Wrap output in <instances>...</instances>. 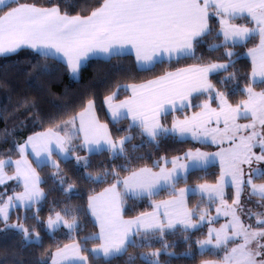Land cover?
<instances>
[{
    "label": "snow or ice",
    "instance_id": "obj_1",
    "mask_svg": "<svg viewBox=\"0 0 264 264\" xmlns=\"http://www.w3.org/2000/svg\"><path fill=\"white\" fill-rule=\"evenodd\" d=\"M67 7H74L72 0H64ZM12 5H15L14 7ZM210 9L212 11L210 12ZM219 19L220 29L217 37L223 36L220 43L208 45L209 52H215L231 44L243 45L252 38L259 36V44L248 50L252 58V81L264 83V0H102L100 6L91 11L89 15H70L62 11L58 4L50 7H38L35 3H22L20 0H0V55L15 53L23 46L38 51L45 57L59 59L63 62L70 75L78 77L82 62L90 54H103L105 59L113 56L124 55L126 50H134L138 67L148 70L155 63L161 62L166 55L171 61L176 59L196 58L195 46L204 43V37L212 33L209 17ZM238 17H247L255 27H246L233 24L232 20ZM224 55L229 59L224 63L208 62L195 64L175 71L166 72L155 79L144 83L118 85L130 91L131 95L117 104L113 100L119 91L113 92L104 99L108 107L110 119L113 124L128 119V134L114 139L106 123H101L95 114V101L89 99L83 109L75 113L70 119L58 124L55 129L37 132L28 137L24 145H17L23 154L30 149L36 158L38 167L51 166L57 169L53 176H59V165L51 159L53 152L65 162L73 159L72 152L76 148H86L90 154L109 152L113 159L124 156L127 158L126 145L133 139L132 128H138L139 135L147 138V142L159 147L162 140L169 138L185 140L191 137L201 143H219L227 138L231 143L228 149L220 152L206 153L196 149L184 153L185 163H180L181 157L168 159L160 157L154 161V166L159 171L149 167H140L130 172L123 179H116L110 187L98 195L88 197L87 211L95 217L99 224V232L83 237L85 246L80 243L65 244L52 253L51 264H87L88 257L81 254L89 251L96 259L106 261L124 255L129 247L142 248L150 246L151 242L159 240L162 249L152 252H141L139 258L144 264H162L161 254L169 257L176 253L168 251L169 245L163 242L166 232L174 231L179 225L183 232L188 233L199 230L207 220L209 223L216 219L208 217L207 211L199 205L189 208L186 196L199 194L205 197L209 204L220 201L228 209L225 216H231L228 224L219 229L209 228L205 239L194 241L197 246L196 253L216 254L223 250L224 255L220 260H202L201 264H264V219L257 220L258 229L252 225L244 224L237 215L236 207L240 205V197L245 187L250 189L249 195H259L264 199V184L253 183L254 178L264 176V168L251 167L253 160L264 161V92H255L249 87L233 89L247 94V99L235 107L228 103L224 93L216 92L209 81V74L227 71L234 67L232 59L236 54L228 49ZM48 71L47 65L42 67ZM236 79L232 72L221 79L225 81ZM208 94V101L196 105L201 109L191 116L183 119L174 118L171 125L161 122L172 111H183L191 107L193 95ZM218 100L219 108H212L210 101ZM240 118L250 119L249 123L239 124ZM77 121L79 123L77 124ZM223 122V128L218 125ZM215 123L217 127H211ZM243 130L247 135L240 134ZM60 131L64 135H60ZM119 131V129H117ZM79 145L73 140L80 139ZM221 137L218 141L217 137ZM259 147L261 154L252 151ZM133 150L137 145H132ZM216 157L221 158L222 172L216 184L202 183L195 187L189 185L177 190L180 181L185 183L192 171L206 169L214 162ZM143 157H136L142 159ZM80 166H89L87 157H75ZM163 161V164H161ZM12 161L0 160V185L5 183L4 168ZM15 176L7 177L8 180H21L24 191L9 196L7 201L0 203V220L4 228L14 229L22 235L23 246H40L42 237L39 232L26 227L23 223H9L10 209L23 206L31 209L32 205L39 203L45 193L39 188L41 182L35 169L31 167L26 158L15 161ZM168 164L172 167L169 169ZM249 165V173L245 178L242 165ZM124 167V166H122ZM94 182H102L107 175L119 177V173L105 171L103 175L92 176L85 174ZM61 186L65 183L63 176H59ZM118 185H123L124 195L131 198H151L161 190L176 193L174 198L153 202V210L142 212L131 219H124L121 215V193L117 191ZM225 185L234 187L235 194L232 205L225 201ZM69 184L65 192L73 189ZM4 194H0V199ZM163 210V211H161ZM78 209L65 207L56 211L54 216H49L46 229L52 233L61 227L67 228L69 233L80 228L79 220L75 215ZM217 213L221 208L216 209ZM249 215L260 214L249 213ZM71 216L68 220L65 217ZM193 217H198L194 220ZM25 215L24 219H27ZM33 219L40 222L36 212ZM231 230V231H229ZM241 239L235 247L228 248L230 242ZM89 240H99L101 243L92 249H87ZM188 244V250L180 256L194 258L190 237H183ZM253 245H255L253 247ZM259 258V259H258ZM136 256L129 255L126 264H132ZM38 264H47L41 258ZM171 264V260L163 262Z\"/></svg>",
    "mask_w": 264,
    "mask_h": 264
},
{
    "label": "trees",
    "instance_id": "obj_2",
    "mask_svg": "<svg viewBox=\"0 0 264 264\" xmlns=\"http://www.w3.org/2000/svg\"><path fill=\"white\" fill-rule=\"evenodd\" d=\"M30 1L40 6H48L58 4L62 11H67L70 15H87L92 10L100 5L102 0H72L74 7H67L64 0H20ZM247 17L234 19L237 24L250 23ZM209 25L212 28V33L204 37V43L195 46L196 58L180 59H162L161 62L155 63L148 70L138 67L135 58L132 54L127 53L120 56H113L111 59L93 57L87 59L79 70L78 77L74 78L70 75L66 65L58 59L45 57L38 52L29 49L21 48L15 53L0 55V159L6 157H17L20 145L30 134L41 131L47 128L56 127L59 123L72 117L86 105L89 99L95 101L96 110L100 119L106 122L109 130L116 139L119 136L128 134V119L121 120L118 124H113L108 117L104 99L106 96L116 90L119 91L116 99H121L128 95L129 91L122 88L118 90V85H129L131 83H139L150 78L162 75L165 72L174 70L189 64H206L208 62H226L229 58L224 55V52L231 48L236 54L232 57L235 61L234 67H230L227 71H220L210 75V81L213 86L224 93L227 100L233 104H237L246 98L247 94L240 90L233 93V89H243L245 87H253L255 89L264 88V83H253L250 74L252 63L246 55V50L258 43L259 36L252 38L243 45L231 44L222 47L215 52H209L208 45L220 43L223 36L217 37L216 33L220 29L219 21L216 17L209 18ZM228 47V48H227ZM44 65H47L49 70H41ZM236 73V79L220 82L225 76L230 73ZM208 99V94L193 95L191 98L192 106L185 110H196L201 101ZM215 101V100H212ZM175 111L163 117L164 124L168 125L172 122ZM119 129V131H117ZM131 134L133 139L126 145L127 158L124 156L113 159L107 151L99 154H90L84 149L76 148L77 153L84 152L89 160V166H78L73 159L65 162L61 157H56V162L59 165V175L63 176L65 183L63 186L59 183V178L54 177L53 173L57 172L56 168L51 166L36 168L40 176V186L45 193V197L39 202L32 205L36 207L35 212L39 216L38 223L33 219V213L29 218L21 219L22 223L40 233L42 244L40 246L30 245L23 246L21 234L14 229H7L0 232V264H38L41 258L49 264L51 254L61 246L71 242L78 241L85 246L83 237L92 233H97V225L90 211H87L88 197L92 196L105 187L112 185L116 179L130 174L131 171L137 168L151 164L155 159L162 156H171L179 154L186 149L198 146V143L191 138L185 140L169 138L162 140L157 147L154 144L148 143L147 138L139 135L138 128H132ZM77 145L81 143L80 139H76ZM132 145H137L133 150ZM204 145V144H202ZM212 147V146H211ZM210 147V148H211ZM136 157H143L136 159ZM214 171H210L209 178L204 180L214 181L219 173L218 166L211 164ZM124 166V167H122ZM8 171H12V165L6 166ZM119 173V177L107 175L102 182H94L86 177V173L92 176L103 175L105 171ZM193 172V171H192ZM203 177V176H201ZM185 183L180 181V185L191 183L194 177H190ZM203 180V181H204ZM16 185V188L8 190L10 186ZM69 184H73L74 188L71 191L65 192L63 189ZM178 184V183H177ZM119 187V185H118ZM120 188V187H119ZM21 183L8 182L0 185V194H4L0 203L7 201L9 196L17 191H20ZM17 190V191H16ZM121 193V191H120ZM175 193L159 192L151 198H131L127 196L122 199V213L125 217H133L142 212H146L152 208L155 200L173 195ZM199 194H188L189 207L195 208L196 200ZM65 207H71L74 210L80 224V228L73 231L71 234H59L60 229H56L54 233H50L46 229V220L56 211H61ZM26 210L23 206L10 209L9 223H16V219L20 216V212ZM63 214V212H62ZM72 219L71 216L66 218ZM197 218V217H193ZM262 219V218H261ZM4 228V222L0 220V229ZM207 225L203 224L199 230H193L188 233L182 231L178 225L174 231L165 233L163 239L172 242L168 251L176 253V256L169 257L161 254L159 259L162 262L171 260V264H200L202 260H215L222 257V252L217 251L216 254L206 253L200 255L196 253L197 246L194 241L201 239L206 235ZM188 235L192 243L194 258L188 256H180L188 250V244L184 242L183 237ZM152 242H159L153 240ZM99 240L87 241L86 248L96 245ZM150 248H160L156 243L154 246H145L142 248L129 247L128 251L114 259L106 261L103 258L96 259L89 251H84L88 257L87 264H126L129 255L136 256L137 259L132 264H144V261L139 258L141 252L150 251Z\"/></svg>",
    "mask_w": 264,
    "mask_h": 264
},
{
    "label": "rangeland",
    "instance_id": "obj_3",
    "mask_svg": "<svg viewBox=\"0 0 264 264\" xmlns=\"http://www.w3.org/2000/svg\"><path fill=\"white\" fill-rule=\"evenodd\" d=\"M250 22V21H248ZM233 24H237V23H233ZM238 25H243V26H246V27H255L254 23L250 22V23H247V24H238ZM258 42H259V39H258ZM228 48V47H227ZM230 50H232L231 48H228ZM253 89V91L255 92H264V89H255L253 87H251ZM116 92V90L114 91ZM217 92V91H216ZM219 92V91H218ZM113 93V92H112ZM111 93V94H112ZM109 94V95H111ZM108 95V96H109ZM247 99V96L245 99L243 100H246ZM207 100V99H205ZM242 100V101H243ZM203 101H201L200 104H202ZM241 102V101H240ZM239 102V103H240ZM204 103V102H203ZM229 104H231L233 107H235L237 104H233L231 102L228 101ZM210 104H211V107L212 108H219V101L218 100H215V101H210ZM199 109V110H198ZM196 110H191L189 113H185L183 116L179 117L180 119H183L184 116H191L193 113L195 112H199L201 111L200 108H198ZM250 122V119H244V118H240L237 120V123L239 124H246V123H249ZM60 124V123H59ZM169 126L171 125L168 124ZM211 127H217V125L215 123H213L211 125ZM218 127L220 128H223V122H221L220 125H218ZM262 132H264V129H260ZM248 131L250 130H243L242 133L240 134H244V135H247L248 134ZM188 138H191V137H188ZM193 140V139H192ZM217 140L220 141L221 140V137H217ZM198 143V146L194 147V148H189V149H186L185 151L179 153V154H176V155H171V156H163V157H167L168 159H171V158H174V157H181V160L179 161L180 163H185L186 161L183 159L184 157V153L191 150V151H195L196 149H200V151L202 152H206V153H215V152H220L222 151V149H228L230 148L232 145L231 143L229 142V140L227 138H224L222 139L221 142L219 143H211L210 141L207 142V143H201L197 140H194ZM73 144H78V142L75 140H73ZM204 144V145H202ZM21 145V144H20ZM212 146V147H211ZM211 147V148H210ZM252 151L254 153H256L257 155L261 154V150L259 147H254L252 149ZM72 154L77 157H87V155L82 152V153H77L75 150L72 152ZM20 156V152H19V155ZM17 156V157H18ZM16 157H6V158H3L5 160H11L12 162L14 161ZM159 159H155L154 161H157ZM76 161V160H75ZM154 161L151 163V164H148V165H144V166H141V167H149V168H152L153 171H159V169L157 167L154 166ZM77 164V163H76ZM161 164H163V161H161ZM211 164H216L218 166V170H219V173L217 175V178L214 179V181H209L207 182L208 180H204L203 178H209L211 176V174L209 173L210 171H214V167L211 165ZM11 165H13L11 163ZM80 166H83V161H81V164ZM167 167L170 169L172 167L171 164H168ZM245 172V178H247V174L249 173V165L245 164V165H242L241 166ZM251 167H260V168H264V161H260V162H257L255 160H253V163L251 165ZM140 168V167H139ZM138 169V168H137ZM12 171H13V168H12ZM11 171V172H12ZM221 172H222V166H221V158L220 157H216L214 162L210 163L206 169H202V170H196V171H193L189 174V177L188 179H191L190 177H194V179H192L191 183H188V184H185V185H180L179 183L176 185V188L177 190L180 189V188H184V187H187L189 185L195 187L196 185L198 184H202V183H208V184H216L218 182V180L220 179V176H221ZM129 175V174H128ZM126 175V176H128ZM60 176V175H59ZM59 176H55L57 178H59ZM126 176H122V177H119V179H123L124 177ZM203 176V177H201ZM40 177V176H39ZM204 180V181H203ZM253 183L255 184H264V176L262 177H259V178H254L253 179ZM73 185V184H72ZM120 187V191H121V194H122V197L123 199H126V197L128 195H124V187L123 185H119ZM16 188V185L14 184L13 186H10L8 190H12ZM68 188V186L66 187V189ZM74 188V187H73ZM17 191V190H16ZM71 191V190H70ZM23 191H17L15 192L14 194H19V193H22ZM159 192H170L169 190L165 189V190H161ZM224 192H225V196H224V199L225 201H227V204L228 205H232V201L234 199V194H235V189L234 187H231V186H228V185H225L224 187ZM249 192H250V189L248 187H245L244 188V191L243 193L241 194V197H240V205L239 206H234L236 207V212H237V215L240 216V219L241 221L246 224V225H252L253 229H258L259 227H262V225H258L257 224V220L258 218L259 219H264V199H262L259 195H252L250 196L249 195ZM170 193H173V192H170ZM13 194V195H14ZM197 205H199V207L202 209V210H206L207 211V215L208 217H215L216 219L212 220L211 223H209L207 220L203 223V224H206L207 225V229H206V235L204 237H202L201 239H205L206 236H207V232H208V229L209 228H216V229H219L222 225H225V224H228L229 221L231 220V216H225L224 215V211L228 210V209H225L219 200H217L215 203H212V204H209L207 199L205 197H202L201 195H198V198L196 200V204L195 206L197 207ZM220 207L221 208V212L218 214L216 209ZM36 210V207L33 208V209H26V210H23L21 211L20 213V216L16 219V223H22L21 219L23 217H25V215H27V217L29 218V216L35 212ZM249 213H255V214H260L259 217H257L256 215H249ZM51 216H54L51 215ZM66 218V217H65ZM68 220H71L69 217L66 218ZM194 220L198 219L197 218H193ZM48 220V218H47ZM47 220H46V223H47ZM14 223V221H13ZM202 224V225H203ZM201 225V226H202ZM61 228H63L62 230H60L59 234H66V235H69L71 233H69V230L65 227H63V225H61ZM60 229V227L58 228ZM231 231V230H229ZM50 232V231H49ZM51 233V232H50ZM22 237V235H21ZM163 242H166L169 246L172 245V242H168L166 241V239H163ZM241 242V239L240 238H237L235 241L233 242H230L229 245L227 246L228 248H231V247H235L238 243ZM261 243H264V239H262L260 241ZM156 243L159 244L160 248H150V251H146L145 253H148V252H152V251H155L157 249H162L163 247V244L161 241L159 242H151V245L150 246H154ZM83 246V244H81ZM255 245H253L254 247ZM90 249H92V246H90ZM217 251H221L222 252V257L224 255V251L223 250H217ZM84 252V251H83ZM85 253V252H84ZM86 254V253H85ZM87 255V254H86ZM219 258V259H215V260H220L222 259ZM259 259V258H258ZM201 264V263H200Z\"/></svg>",
    "mask_w": 264,
    "mask_h": 264
},
{
    "label": "crops",
    "instance_id": "obj_4",
    "mask_svg": "<svg viewBox=\"0 0 264 264\" xmlns=\"http://www.w3.org/2000/svg\"><path fill=\"white\" fill-rule=\"evenodd\" d=\"M20 2H22V3H32V2H30V1H20ZM37 5V4H36ZM13 7L15 6V5H12ZM38 7H50V6H52V5H48V6H40V5H37ZM100 6V5H99ZM98 6V7H99ZM97 8V7H96ZM212 11V9H210V12ZM87 15H89V14H87ZM83 16V15H82ZM85 16V15H84ZM211 17V16H210ZM209 17V18H210ZM238 18H240V17H238ZM218 19V18H217ZM218 21H219V19H218ZM231 23H235L234 22V20H232L231 21ZM259 42H260V40H259ZM259 42L256 44V45H254V46H252V47H250V48H248L247 50H246V55L250 58V60H251V63H252V58L248 55V50L249 49H251V48H254V47H256L258 44H259ZM21 48H29V49H32V48H30V47H27V46H23V47H21ZM20 48V49H21ZM19 50V49H18ZM32 50H34V51H36V52H38L37 50H35V49H32ZM127 53H130V54H132L133 56H134V58H135V53H134V50H126L125 51V54H127ZM10 54V53H9ZM93 57H100V58H104V56H103V54H95V55H92V54H90L87 58H85L84 60H83V62H82V64L87 60V59H89V58H93ZM162 59H168L167 58V56L165 55ZM59 60V59H58ZM135 61H136V59H135ZM215 62H219V63H224V62H220V61H215ZM137 63V62H136ZM191 65H195V64H189V65H185V66H182V67H180V68H184V67H188V66H191ZM253 66V65H252ZM178 69V68H177ZM176 69H174V70H170V71H175ZM170 71H168V72H170ZM166 73V72H165ZM165 73H163L162 75H164ZM251 73H252V69H251ZM162 75H159V76H162ZM210 75H212V74H209V77H208V79H209V81H210ZM158 77V76H157ZM250 77H251V74H250ZM156 77H154V78H150V79H147V80H151V79H155ZM147 80H145V81H142V82H139V83H144V82H146ZM251 80H252V77H251ZM211 82V81H210ZM139 83H131V84H139ZM212 83V82H211ZM130 85V84H129ZM213 85V84H212ZM214 89H215V91H217L218 92V90L214 87ZM262 89H264V88H262ZM131 95V92L129 91V93H128V95H126L125 97H123V98H121V99H114L113 100V104H117V103H119L121 100H124V99H126L127 97H129ZM195 95V94H194ZM205 101H208V99L207 100H204L203 102H205ZM202 102V103H203ZM104 106H105V110H106V113H107V115H108V117L110 118V113H109V111H108V107H107V105H105V103H104ZM190 108V107H189ZM186 109V108H185ZM185 109H183V111H178L179 113H178V115H175L174 114V118H178V116L179 117H181V116H183L185 113H189L190 112V110L188 111V110H185ZM199 110V109H198ZM198 110H196V111H198ZM81 111V110H80ZM173 112H175V111H172L171 113H173ZM95 114H96V116H97V118L99 119V121L101 122V123H106V122H104V121H102L101 119H100V117H99V115H98V112H97V110H96V106H95ZM71 118V117H70ZM69 118V119H70ZM173 118V119H174ZM68 120V119H67ZM111 120V119H110ZM129 121V120H128ZM173 121V120H172ZM130 122V121H129ZM161 122L162 123H164L163 122V118L161 119ZM79 123V121H77V124ZM172 123V122H171ZM107 124V123H106ZM53 129H55L56 127H52ZM48 129V128H47ZM47 129H44V130H41V131H37V132H43V131H46ZM110 131V130H109ZM37 132H34V133H32V134H30L28 137H30V136H32V135H34L35 133H37ZM60 135H64V132L63 131H60ZM28 137L21 143V145H24L25 143H26V141L28 140ZM80 140H81V142H82V134H81V138H80ZM84 150L86 151V152H88V150L86 149V148H84ZM20 152V151H19ZM56 157H60L59 155H57L55 152H53V154H52V156H51V159L52 160H54L55 162H56ZM23 158H26L27 159V161L29 162V164L31 165V167L33 168V169H35V171H36V173L39 175V172H38V170H37V168H36V165H37V162H36V158H35V156L33 155V154H31V151H30V149H26L25 150V153H21L20 152V156H18V157H16L15 159H14V161L12 162V168H13V171L12 172H9L8 171V169H7V165L5 166V168H4V174H5V183L4 184H6V183H8V182H11V181H13V182H16V181H18V182H20L21 183V189H20V191H24V187H23V182L21 181V180H15V179H13V180H8L7 179V177H9V176H15V174H16V164H15V161H17V160H20V159H23ZM0 160H5V159H0ZM57 163V162H56ZM111 186V185H110ZM110 186H108V187H110ZM108 187H106V188H108ZM39 188L42 190V188H41V186H40V184H39ZM106 188H104V189H106ZM104 189H102L101 191H99L98 193H96V194H94V195H98V194H100L101 192H103L104 191ZM117 191H119L120 192V188L119 187H117ZM94 195H92V196H94ZM176 195V193L175 194H173V195H170V196H167V197H163V198H160V199H157V200H155L154 202H160V201H162V200H168V199H172V198H174V196ZM186 199H187V205H188V207H189V201H188V196H186ZM190 208V207H189ZM153 210V208H151L150 210H148V211H146V212H150V211H152ZM161 211H163V210H161ZM121 215L123 216V214H122V205H121ZM139 215V214H138ZM93 216V215H92ZM137 216V215H136ZM94 217V216H93ZM135 216H133V217H124L123 216V218L124 219H131V218H134ZM94 219H95V217H94ZM95 221H96V219H95ZM96 224H97V228H98V230H97V233L99 232V224L97 223V221H96ZM72 243H79L78 241H71V242H69V243H67V244H72ZM101 243V241H99V243L98 244H96V245H93L92 246V248H94V247H97L99 244ZM64 246V245H63ZM63 246H61V247H63ZM60 247V248H61ZM56 252V250L53 252V253H55ZM81 254L82 255H84V256H87L83 251L81 252ZM51 259H52V256H51V258H50V261H49V264H51ZM87 263H88V260H87Z\"/></svg>",
    "mask_w": 264,
    "mask_h": 264
}]
</instances>
